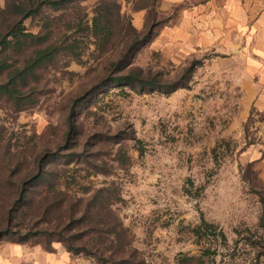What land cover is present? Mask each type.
Masks as SVG:
<instances>
[{"label":"rangeland","instance_id":"1","mask_svg":"<svg viewBox=\"0 0 264 264\" xmlns=\"http://www.w3.org/2000/svg\"><path fill=\"white\" fill-rule=\"evenodd\" d=\"M160 3L75 0L45 11L61 28L54 40L78 37L84 55L37 68L22 110L0 97V246L18 245V264H264V178L250 162L252 147L264 149V116L240 119L232 63L164 35L177 10ZM105 5L120 32L99 53L77 23ZM25 25L37 33L41 21ZM131 43L132 63L117 72L111 64L130 59ZM130 71L143 87L110 80ZM40 168L47 178L30 184ZM25 188L28 209L17 205ZM58 235L86 251H67Z\"/></svg>","mask_w":264,"mask_h":264},{"label":"trees","instance_id":"2","mask_svg":"<svg viewBox=\"0 0 264 264\" xmlns=\"http://www.w3.org/2000/svg\"><path fill=\"white\" fill-rule=\"evenodd\" d=\"M73 1L75 0H6L5 6L0 8V97L12 102L18 110H22L25 106L31 104L26 101V98L24 99L22 89L27 85L28 78L34 75L37 68L53 62L56 56L63 52L81 62L84 53L79 46L81 43L78 40L79 38L77 37L76 39L74 36L69 35L64 39L54 40L56 28H59L57 30L61 28L55 23L57 19L53 18V20H50L45 12L46 10L53 12L62 11ZM112 17H114L113 9L105 5L100 11H95L94 16L90 20L84 22L79 20L77 23V34H82L85 47L94 45L95 50L99 53L107 51L109 44L120 32H118V27L116 26L119 24L118 12L115 14L116 21ZM36 18L41 21L40 30L37 33L28 32L25 21ZM72 20L74 18L67 22V28L69 29L74 28L71 25ZM151 25L155 24L152 23ZM150 28H148V31H150ZM126 49V56H129L130 59L127 62L119 60L111 64L117 72L132 63L131 59L134 56L133 52L137 49V44L131 43ZM110 80L115 84H123L132 88L136 85L140 88L144 86L138 73L134 71L112 77ZM157 84L156 82L151 83V89L156 90L165 87V90L172 91L176 88L174 84H166L164 87L161 84ZM68 130L69 133L74 130L72 124L69 125ZM45 178H47V173L40 168L37 169V173L29 181L32 184L36 181L45 180ZM18 197L17 205L25 206L24 208L28 209L29 204L27 203L29 200H27L26 188L21 189ZM102 198H108V195H100L99 201L90 202L92 208L98 205L101 208ZM92 199H95V197ZM90 215L93 219L94 217L103 216L100 210ZM61 216L60 214L57 218ZM68 218L71 223H74L73 220L77 221L74 216H69ZM90 222H93V220L89 219ZM202 225L206 228L213 227L212 224L206 222H203ZM56 238L65 245L69 252L77 254L86 251L84 247H77V236L68 238L58 235ZM222 239L225 240L223 234Z\"/></svg>","mask_w":264,"mask_h":264},{"label":"crops","instance_id":"3","mask_svg":"<svg viewBox=\"0 0 264 264\" xmlns=\"http://www.w3.org/2000/svg\"><path fill=\"white\" fill-rule=\"evenodd\" d=\"M173 8L177 14L163 34L223 53V61L232 63L240 119L264 116V0H161V11ZM250 156L264 178V149L252 147ZM17 246H0V264H18Z\"/></svg>","mask_w":264,"mask_h":264}]
</instances>
